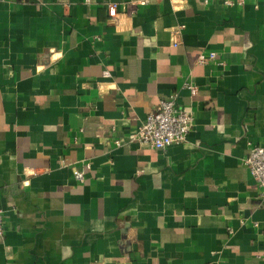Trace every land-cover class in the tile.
<instances>
[{
    "label": "crops",
    "instance_id": "1",
    "mask_svg": "<svg viewBox=\"0 0 264 264\" xmlns=\"http://www.w3.org/2000/svg\"><path fill=\"white\" fill-rule=\"evenodd\" d=\"M170 96L186 139L130 140ZM248 142L264 0H0V264H264Z\"/></svg>",
    "mask_w": 264,
    "mask_h": 264
},
{
    "label": "built area",
    "instance_id": "2",
    "mask_svg": "<svg viewBox=\"0 0 264 264\" xmlns=\"http://www.w3.org/2000/svg\"><path fill=\"white\" fill-rule=\"evenodd\" d=\"M149 0H138V4L144 5ZM225 3L231 4L232 0H224ZM108 14L112 19L117 13V4L110 3L107 6ZM216 54L209 52L207 55L200 54L198 62L203 63L206 60H213ZM104 74H107L104 72ZM184 87L190 95L196 93V86L193 83H185ZM194 123L192 111L177 106L174 97L159 99L153 111L149 112L139 123L135 131L129 135V139L141 144L148 145L154 149H164L174 143H181ZM117 144L119 142L117 141ZM248 154L244 163L260 187V198L264 200V145L253 144L248 142ZM88 167V165H87ZM74 177L83 182L84 174L81 170L73 171ZM3 234L2 210L0 208V236Z\"/></svg>",
    "mask_w": 264,
    "mask_h": 264
}]
</instances>
